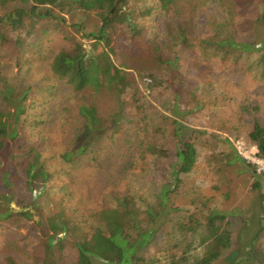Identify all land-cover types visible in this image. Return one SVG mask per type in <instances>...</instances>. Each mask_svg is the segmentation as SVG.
<instances>
[{"label": "trees", "instance_id": "obj_1", "mask_svg": "<svg viewBox=\"0 0 264 264\" xmlns=\"http://www.w3.org/2000/svg\"><path fill=\"white\" fill-rule=\"evenodd\" d=\"M152 1L158 2L156 8ZM172 1L177 0H0V88L6 91L0 93V192L9 197L41 188L36 198L43 197L62 173L68 178L63 187L68 195L71 188H98L100 183L101 188H125L106 192L103 211L82 219L98 222L94 242L78 224H63L51 234L29 211L0 210V226L20 219L34 222L39 245L28 256L32 264H224L236 245L229 264L257 261L252 253L264 235V174L239 156L229 139H243L264 160V122L244 119L248 112L264 114V99H242L241 106L243 97L231 93L264 91V0H216L223 16L209 22L211 16L205 25L189 18L192 14L176 12L158 38L147 39L156 9L166 16L163 3ZM193 2L186 5L197 14L205 5ZM51 8L60 10L58 17ZM41 9L47 12L41 14ZM67 16L80 38L65 36L58 47L48 42L46 58L37 59L39 25L63 29ZM214 59L219 75L229 69L232 75L235 68L236 82L228 92L214 84ZM32 75L40 83L21 80ZM57 88L58 114L44 132L50 101L39 110L43 118L33 117L31 107L38 109L40 100ZM159 92L167 94L162 108L155 103ZM218 111H226L231 122L240 116L245 134L228 129V137L212 133ZM80 126L104 132L74 148L71 137ZM31 129L35 134L29 137ZM4 154L9 156L6 166ZM80 162L81 168H73ZM60 164L64 170L58 172ZM198 188H251L254 205L250 211L248 206L219 209L221 201ZM245 212V231L256 227L247 242L238 237L235 224ZM111 218L120 222L116 233H108ZM164 227L172 231L165 263L144 252ZM5 264L22 263L13 253Z\"/></svg>", "mask_w": 264, "mask_h": 264}, {"label": "rangeland", "instance_id": "obj_2", "mask_svg": "<svg viewBox=\"0 0 264 264\" xmlns=\"http://www.w3.org/2000/svg\"><path fill=\"white\" fill-rule=\"evenodd\" d=\"M190 0H177L172 1V3H166L163 4L167 7V12L169 13L166 16L161 15L160 11L156 9L157 13L152 17L151 23H150V31L147 35V39H155L158 38L159 35L162 34L163 28L166 23H169L170 19L176 16V12L179 14L182 12L184 15H187L188 17L190 14H192L189 18H195L199 20L200 25L207 24V19H209V22L215 20H220L223 16V11L220 6V4L216 0H195L193 4H197L199 2H203L205 6H199L197 9L199 12L197 14H194L191 10V8L186 5ZM155 8L157 6L156 1H152ZM179 5V8L177 5ZM180 4H182L180 9ZM158 7L160 8L161 5L159 4ZM55 14L54 17H58L60 10L56 8H51ZM121 11H123V7L121 8ZM41 14H45L47 12V9H41L39 10ZM68 23L66 28L63 27V29H60L58 27H54L51 25H47L45 22H43L41 25H39V29L36 33L35 41H36V51H38L37 59H41L43 61L47 56V49L49 48V44H56V46H59L62 44V38L65 36H71L75 37L76 39H79L80 36L75 32V30L71 27V23H69L68 16L66 17ZM55 20V19H54ZM178 20H176L174 23H176ZM187 20L180 23L181 25H185ZM198 25H196L197 27ZM176 28V26H172V29ZM169 34L172 38V31H169ZM50 38H53L50 39ZM32 43V42H31ZM210 63L215 64L213 71L216 73L215 81L216 83L221 85L222 87H226L227 92L229 91L228 88H231L232 83L236 82V75H235V68L232 67L233 74L230 75V69L227 73H219L217 72L218 68L216 66V63H218L217 59L212 60ZM228 65L226 68H230L231 63H227ZM240 68V67H239ZM20 78V77H19ZM21 80H24L26 82H33L34 83H40L41 78L37 75L32 76H21ZM210 90H214L213 85H209ZM46 89V87H44ZM225 89V90H226ZM58 92H61L59 88L56 90L51 91L49 99L47 98L45 101L40 100V106L38 109L33 110V107H31L30 114H32L33 117H42L39 113L40 109L45 108L44 105H46V102L49 100L50 105L47 107L46 110V119L47 123L45 127L42 128L44 132H47L48 128L54 123V117L58 114V106H57V98H58ZM0 93H6V91L2 88H0ZM231 93L236 94L237 97H243L238 102L241 106L244 105L243 100L245 102H251L253 99L260 98L264 99V91H260L255 94H247L245 92H239V89H232ZM62 96V95H60ZM167 94L165 92H159V99L158 101H155V103L162 108V104L166 99ZM64 100L62 99V102ZM163 101V102H162ZM86 111H90V109L84 108ZM83 110V109H82ZM51 116V117H50ZM244 119L246 122L252 121L253 122L257 119L264 122V114H257L254 117L250 115L248 112ZM252 122V123H253ZM212 125L217 128L215 131L214 129H211L212 133H214L217 136L222 137H228L229 135L226 134V130H233V132L239 130L242 131L240 134H245L241 126L239 125L240 122V116L238 121L231 122L227 120V113L226 111H218L214 117H212L211 121ZM83 126L79 127V130L71 137L72 141L76 140V144H74V148H77L82 143H86L91 139V135H100L104 131H94L91 132L88 129L82 130ZM28 129V128H27ZM219 130V132H218ZM38 133V132H37ZM35 133H33L32 129L29 134L30 136H33ZM76 136H79V138H76ZM242 138V137H241ZM229 139V138H228ZM245 140L248 141L247 138L244 137ZM218 141V140H217ZM230 143L232 142L233 148L238 152V155L248 158H259L257 155V149L255 147H249L247 143L240 139L237 142H235V137H231L229 139ZM49 143L53 144L52 138H49ZM73 148V149H74ZM239 149H242L243 151H239ZM46 150V149H45ZM71 150V148H70ZM106 151H104L105 153ZM69 153V152H68ZM64 152V158L67 159ZM8 155H3V161L4 165L7 164ZM63 158V159H64ZM84 164L87 166V164L84 162ZM82 163L76 165L73 168H81ZM84 165V166H85ZM110 168V167H108ZM240 169V168H239ZM63 169L62 165L60 164L59 171L61 172ZM51 171L56 172L55 169L52 168ZM103 171V169H102ZM102 171L99 173V180L101 182V176ZM239 175H242V170H238L237 172ZM59 183L55 184L52 183L50 186L45 189V195L39 198H36V195H38L41 192V188H34V193H22V192H16L14 196L5 197L4 192H0V210L5 211H14L18 212L20 214H24L26 211H29L34 216V220L38 221L40 224H46L48 228H50L51 234H56L57 232H60L59 227L63 224H78L83 232L84 236H87L90 238V242H94V237L97 233L96 227L98 226V222L94 219L91 220H82L83 218H89V215L94 216L98 213H101L103 211V204L101 203L102 196L109 191H117V192H123L125 188H101L102 183L98 186V188H71V194L68 195L67 192H65L66 188L64 187V183L68 182V178L65 176L64 173L61 174V177L59 176ZM249 182H252L249 181ZM261 188H264V184H262ZM201 192L207 194L208 196L212 197L215 202L221 201L218 205L219 209H224L227 207V209L231 212L235 208H242L243 206H248L246 210H252L254 199H250L251 196V188H198ZM28 192V191H26ZM43 195V193H42ZM17 196H21L22 198H19ZM230 196V197H229ZM229 197V198H228ZM228 198V199H227ZM259 201V199L257 200ZM19 202H22L23 204H19ZM249 210V211H250ZM76 213V214H74ZM248 217V214L245 212L244 215H239V219L235 220V224L238 231V237L244 238V241L247 242L249 239L250 232L254 231L256 227H253L251 231L247 230L245 231V227H243L241 220H246ZM108 233H116L117 232V225L120 223L118 219L111 218L106 221ZM113 222V223H111ZM252 223V221L250 220ZM33 221L27 220V219H20L18 221H13L11 223L3 224L0 226V264H5V259L7 258V255H11L14 253V258H16L17 262H21L22 264H32L31 260L28 256L32 257L33 254H36V251L38 249L39 240L37 239V236L33 232ZM117 224V225H116ZM255 224V222H253ZM243 227V228H242ZM3 228V229H2ZM168 228L164 227L163 232L159 234L155 239L152 240L149 247L145 249L144 252H146V255L149 258H153L154 260L162 259V262L165 263L167 260V254L164 252L167 247L169 249L170 243L172 242L171 233L172 231H167ZM244 232V233H243ZM263 235V234H262ZM261 235V236H262ZM237 237V233H236ZM238 238V239H239ZM200 236L196 238V241L199 243ZM131 245H133L134 240L129 241ZM10 246L4 251V247L6 244H9ZM126 244L124 245V247ZM243 246V245H242ZM120 247H122L120 245ZM123 247V248H124ZM244 247V246H243ZM127 250L130 251L132 249L129 246H126ZM66 255H71V252L68 248L65 249ZM113 253H118L117 248L113 251ZM166 254V257L163 258V254ZM198 254L201 253V251L197 252ZM237 255V245L233 252L230 254L229 257L224 261V264H229L228 258H235ZM253 259H256L255 263L252 264H264V235L259 238L258 242V250L254 252ZM252 256H250L251 258ZM233 258V259H234ZM46 264H55L53 261H48ZM246 264H249L248 262Z\"/></svg>", "mask_w": 264, "mask_h": 264}, {"label": "built area", "instance_id": "obj_3", "mask_svg": "<svg viewBox=\"0 0 264 264\" xmlns=\"http://www.w3.org/2000/svg\"><path fill=\"white\" fill-rule=\"evenodd\" d=\"M239 151H243L242 149H239ZM242 153V152H241ZM245 160L251 162L252 164H254L257 168H258V171L260 173H263L264 174V160L263 159H260V158H246V157H243Z\"/></svg>", "mask_w": 264, "mask_h": 264}]
</instances>
